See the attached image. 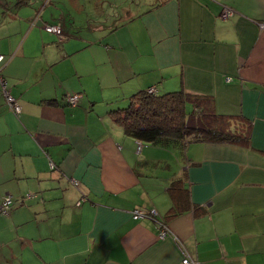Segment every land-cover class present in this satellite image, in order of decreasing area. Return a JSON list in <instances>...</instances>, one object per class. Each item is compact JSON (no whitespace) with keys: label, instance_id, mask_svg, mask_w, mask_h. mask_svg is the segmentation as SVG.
Here are the masks:
<instances>
[{"label":"crops","instance_id":"obj_1","mask_svg":"<svg viewBox=\"0 0 264 264\" xmlns=\"http://www.w3.org/2000/svg\"><path fill=\"white\" fill-rule=\"evenodd\" d=\"M262 22L264 0H0V75L20 106L0 82V264H182L181 247L198 264H264ZM150 88L242 116L246 143L125 134L108 110Z\"/></svg>","mask_w":264,"mask_h":264},{"label":"trees","instance_id":"obj_2","mask_svg":"<svg viewBox=\"0 0 264 264\" xmlns=\"http://www.w3.org/2000/svg\"><path fill=\"white\" fill-rule=\"evenodd\" d=\"M211 105L210 99L183 90L160 94L141 89L125 106L108 112L125 134L154 146L176 150L192 141L245 144L250 121L218 114Z\"/></svg>","mask_w":264,"mask_h":264},{"label":"built area","instance_id":"obj_3","mask_svg":"<svg viewBox=\"0 0 264 264\" xmlns=\"http://www.w3.org/2000/svg\"><path fill=\"white\" fill-rule=\"evenodd\" d=\"M228 12H229V10L226 13H228ZM260 26L263 27L264 22L260 23ZM42 27L44 28L45 31H47L49 33H53V34L57 35L59 38L63 34V29H62V26L60 23L58 24V23H53V22H43ZM4 62H5V57L2 53H0V68L4 64ZM0 82H1L2 91L5 95L6 105L12 110V112H14L15 114H18L20 111L19 103L17 102V100L12 95H10L7 92L6 84L3 80V78L1 77V75H0ZM150 90L153 91L154 89L150 88ZM78 100H79L78 94H71V95H67L65 97V101H67V103H69L71 105L77 104ZM140 147H141V144L138 145V149H140ZM83 200H84V198H82V201ZM80 201H78L77 204H80ZM12 204H13L12 196L8 195V196L4 197L0 203V212L3 214H8L10 208L12 207ZM131 213H132L133 218L150 217V218L154 219L155 223L157 224V227H158L159 238L163 239V238L167 237V235L171 234L169 232V229L166 226V224L164 222H162V220L159 217H157V213L154 209L144 210L141 208H135L132 210ZM172 238L177 244L180 243L175 235L172 234ZM181 252H182V258H181L182 264H198V261L196 259L192 258L184 249H182V247H181Z\"/></svg>","mask_w":264,"mask_h":264},{"label":"rangeland","instance_id":"obj_4","mask_svg":"<svg viewBox=\"0 0 264 264\" xmlns=\"http://www.w3.org/2000/svg\"><path fill=\"white\" fill-rule=\"evenodd\" d=\"M143 143H144V144H148V145L150 144V143H147V142H143ZM140 144L142 145V143L137 142V149H138V145H140ZM158 148H160V147H158ZM162 154L164 155V153H162ZM0 214L3 215V216H6V215H8L9 213H8V214H3V213L0 212Z\"/></svg>","mask_w":264,"mask_h":264}]
</instances>
